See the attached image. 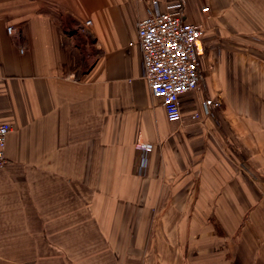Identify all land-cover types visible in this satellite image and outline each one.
I'll return each mask as SVG.
<instances>
[{
    "label": "crops",
    "instance_id": "crops-1",
    "mask_svg": "<svg viewBox=\"0 0 264 264\" xmlns=\"http://www.w3.org/2000/svg\"><path fill=\"white\" fill-rule=\"evenodd\" d=\"M148 3L0 0V264H264V0H187L179 122L143 78Z\"/></svg>",
    "mask_w": 264,
    "mask_h": 264
},
{
    "label": "built area",
    "instance_id": "built-area-1",
    "mask_svg": "<svg viewBox=\"0 0 264 264\" xmlns=\"http://www.w3.org/2000/svg\"><path fill=\"white\" fill-rule=\"evenodd\" d=\"M162 1L148 0L145 16L136 23L137 42L141 49L143 78L151 95L160 99L168 122H179L183 107L195 106V100H185V96L199 91L200 88L205 29L202 25L186 20L187 0L166 2L164 10L160 8ZM201 11L207 12L208 7L202 6ZM90 24L91 20L85 21V25ZM6 31L9 35H14L16 28L8 26ZM200 99L203 107L210 104L204 94H200ZM214 106H217L216 102ZM198 118V111H194L192 119ZM11 129L12 126L8 123L0 124V168L7 163L5 147ZM152 147L151 143L137 137V150L145 152Z\"/></svg>",
    "mask_w": 264,
    "mask_h": 264
}]
</instances>
